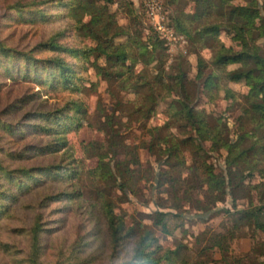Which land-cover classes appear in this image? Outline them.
I'll return each instance as SVG.
<instances>
[{
  "label": "trees",
  "instance_id": "16d2710c",
  "mask_svg": "<svg viewBox=\"0 0 264 264\" xmlns=\"http://www.w3.org/2000/svg\"><path fill=\"white\" fill-rule=\"evenodd\" d=\"M190 2L191 11L184 12L185 1L163 0L164 6L169 10V25L187 40V52L189 44L196 53L195 71L191 77L188 75L190 66L186 55L180 53L170 62V73H166L164 78L129 73V67L137 60L147 64L155 61L157 66H162L166 56L162 43L144 24L142 0L136 8L130 0L14 2L8 7L16 12L24 8L37 9L46 3L66 8L70 27L76 35L88 39L90 45L78 47L61 44L55 35H52L28 50L20 51L7 46L0 39V59L6 62L2 65L6 76L30 81L41 89L78 92L77 71L72 63L59 57V53L72 57L80 55L82 59L91 55L93 60L90 67L95 75L106 83L115 82L120 89H126L128 85L133 84L138 97L132 106V112L145 120L154 113L164 95L168 97L166 92H162L165 87V90L175 96L166 108L168 120H171L169 124L182 133L168 131L158 137L156 134L159 129H167L168 123L153 127V139H156L157 143L152 140L148 148L153 149L158 143L162 145L160 147L163 148L159 150L165 151L164 162L169 166L178 158H182L179 154L181 149L188 147L195 157L191 159L190 166L198 174L200 183L205 184L207 192L221 200L228 185L241 183L254 171L264 176V16L260 14L258 0ZM113 4L116 5L115 9L109 10V6ZM119 12L124 15L125 24L117 23L116 16ZM219 34H224L235 42L237 48L220 42ZM207 42L212 53L205 60L197 52L198 48L206 46ZM37 51H47L53 55L36 58L34 53ZM99 57L103 60L100 64L97 62ZM229 65L235 67L228 70L226 68ZM123 67L127 73L119 75ZM205 68L209 71L202 78ZM220 77L228 82H242L247 88L242 95L244 105L241 107V117L236 124L237 134L233 141L228 138L221 139L216 125L209 126L205 112L198 110L193 104L198 87L208 97H213L222 90L225 97L232 101L234 93L227 87L220 86ZM33 96L38 97L39 91L33 92ZM27 103L29 102H25V98H16L0 109V116L9 112L13 114ZM82 109L79 102L70 99L52 110H44L41 103L26 109L13 124L0 118V220L12 217L13 205L34 188L50 184L60 186L39 197L36 205H33L37 212L32 216L27 228L10 229L12 233H22L26 239V249L17 247L11 241H0V251L9 259L6 264H95L102 258L104 241L107 242L109 254L105 257L106 262L102 264H204L202 261L191 262L190 257L185 254V246L181 244L172 249L163 248L152 233L141 229L137 222L134 225H125L124 214L115 213L109 193L101 191H96L95 196L86 204L89 216L94 222L92 227L88 228V221L87 225L80 226L81 232L70 242L52 239L50 242L53 228L49 227L48 218L46 214L44 217L43 211L52 203L61 204L62 211L74 204L82 207L83 203L77 167L74 160L66 154L64 136L73 127L78 126V113ZM111 123L112 116H107L104 122L105 139L102 142L92 141L86 145V148L94 150L97 157V164L89 173L93 180L101 179L109 187L115 186L123 194L125 189L133 185L135 176L125 162L119 163L121 168L117 176L110 168L109 159L114 157L120 148V143L115 139L117 132ZM246 124H249V128L245 130ZM184 131L187 132L186 135ZM35 134L43 135L44 140L21 144L19 148L9 150L1 143L2 139L21 141L28 135ZM181 134L183 135L179 136ZM204 141H209L214 150L220 146L225 149L224 163L230 176L228 181L224 176L215 173L212 166L201 157ZM244 143L248 145L244 146ZM43 156H52V159L45 164H24L28 159ZM194 159H198V162ZM239 164L244 165L245 170L237 174L233 167ZM236 174L237 181L232 182ZM159 177L163 182L172 180L180 184L182 181L166 178L167 175L160 174ZM95 209L96 214L93 212ZM225 212L232 217L234 226L241 224L264 233V205H259L254 210L238 209L235 215L227 210ZM168 215V212H156L152 215V225L165 235L169 233ZM46 237L49 238L46 240ZM131 238L133 240L128 257L116 262L120 253L126 251L125 242ZM211 246L217 247L223 256L226 251V237L222 234L214 235Z\"/></svg>",
  "mask_w": 264,
  "mask_h": 264
},
{
  "label": "rangeland",
  "instance_id": "374dc122",
  "mask_svg": "<svg viewBox=\"0 0 264 264\" xmlns=\"http://www.w3.org/2000/svg\"><path fill=\"white\" fill-rule=\"evenodd\" d=\"M28 2L30 0H0V39L7 46L14 47L20 51H26L38 42H42L52 35L61 44L71 46H88V39L78 36L70 27L66 8L60 5L46 3L37 7V9L24 8L20 12L10 9L8 6L14 2ZM141 1V0H139ZM138 1V4H139ZM115 4L109 6V10L115 9ZM260 14L264 16V2L258 0ZM118 24H125L126 19L122 13L116 16ZM186 40V39H185ZM218 40L226 46L236 47L235 42L229 40L224 34H219ZM207 45L198 48L197 54L207 60L211 55V48ZM186 40V60L189 63V76L195 71L196 53L192 51ZM166 54V52H165ZM178 54V53H177ZM177 54L172 55L171 61ZM264 54V50H263ZM53 53L47 51H37L34 53L36 58H47ZM59 57L73 64L77 71L78 92H68L66 90L41 89L38 85L23 80L21 78H11L6 76L2 65L5 60L0 59V109L13 102L16 98L23 99L27 105L18 109L15 113L1 115L2 120H7L13 124L26 109L34 108L40 103L44 110H52L60 107L66 100L74 99L81 104L83 108L79 116L77 127H73L65 133L66 154L74 160L79 175L78 185L81 192L82 207L71 205L64 209L61 204L52 203L45 209L48 218L49 227L53 228L50 237L54 240L70 242L76 234L80 233V226L89 221V227L94 224L89 216L86 204L92 199L96 191L109 193L114 203V212L124 214L125 225L138 226L143 230H149L157 239L158 244L163 248L172 249L176 245L185 246V254L190 257L191 262L202 261L204 264H264V233L245 225H233L232 217L225 212L227 210L232 215L235 211L254 210L259 205H264V176H260L256 171L249 178H245L241 183L228 185L225 189L226 194L221 200L217 196L207 192L205 184L200 183L198 174L191 168V159L195 158L192 152L181 149L179 153L182 158L177 161L166 164L164 161L165 151L159 150L162 145L156 144L155 148L149 149L148 145L153 139V127H159L168 123L167 129H159L156 135L162 136L165 132H181L178 128L171 126L168 120L167 105L171 99L175 98L173 93L162 89V92L168 97L161 99L154 113L145 120L139 115L133 113V104L136 101L137 94L134 91L133 84L126 89H120L115 82L106 83L99 76H96L90 63L93 60L91 55L82 59L80 55L75 57L59 53ZM165 61L162 66H157L155 61L144 63L137 60L129 67V73L132 75L146 74L149 77H165L170 73V63ZM102 58H97V62L102 63ZM234 65L227 66L226 69L234 68ZM209 71L204 69L203 77ZM126 69L123 67L119 75H125ZM201 78V79H202ZM220 86L227 87L234 95L230 101L225 97L222 90H219L215 96L208 97L200 87L196 89L194 107L203 110L207 115L208 125L219 129L221 139L230 141L235 140L237 134L236 124L241 117V107L244 105L242 95L247 88L240 83L228 82L224 78H219ZM166 83V82H165ZM157 89V87H156ZM39 91V96L35 98L33 92ZM142 91V90H139ZM161 92V89H160ZM164 94V93H161ZM41 101V102H40ZM18 104V103H17ZM112 116V127L117 132L116 141L120 143L118 153L109 159L110 168L117 176L121 166L120 162H125L128 168L134 173V183L130 188L121 192L115 187H109L103 180H93L89 172L95 168L97 157L94 150L86 145L89 142H102L105 139V118ZM170 118V117H169ZM249 124H246L245 130ZM182 133V132H181ZM186 135V131H184ZM183 133V134H184ZM183 134L179 135L182 136ZM44 140L43 135H28L26 138L18 140L2 139L3 147L19 148L21 144L37 143ZM219 142V141H218ZM247 146L248 143H244ZM201 157L207 164H210L213 171L224 176L228 181V168L224 163L225 149L220 146L218 149H212L209 141L202 142ZM189 150V151H188ZM52 156L33 157L24 162L25 165L45 164L50 162ZM107 159V158H106ZM195 160V159H194ZM198 162V159L195 160ZM189 167V168H188ZM236 168V169H235ZM239 174L245 170L244 165L233 167ZM244 172V171H243ZM167 175L166 178L181 179L180 184L172 180H165L159 175ZM233 177L232 182L237 181ZM178 180V181H179ZM230 183V182H229ZM262 183V185H259ZM170 184H173L172 186ZM258 186L253 188V186ZM58 185H40L31 192L21 197L16 205H13L12 217L2 218L0 220V241H11L17 247L26 249V239L20 234L11 232L12 228H27L30 225L32 216L37 212L33 205H36L42 194L55 190ZM60 187V186H58ZM96 214V209L93 210ZM156 212H168L167 225L168 234H163L152 225V215ZM230 232V233H229ZM222 234L226 237V251L222 256L217 247L211 246L214 235ZM49 238V237H48ZM46 237V240L48 239ZM101 240V239H99ZM132 238L125 242V250L120 253L116 262L127 258L132 244ZM98 242V241H97ZM109 254L107 242L104 241V251L102 258L95 264L106 262L105 257ZM9 263V259L0 251V264Z\"/></svg>",
  "mask_w": 264,
  "mask_h": 264
},
{
  "label": "built area",
  "instance_id": "2783aa9c",
  "mask_svg": "<svg viewBox=\"0 0 264 264\" xmlns=\"http://www.w3.org/2000/svg\"><path fill=\"white\" fill-rule=\"evenodd\" d=\"M143 21L162 43L167 54L166 63L171 62L174 54L186 53V40L177 34L168 23L169 10L163 0H142Z\"/></svg>",
  "mask_w": 264,
  "mask_h": 264
},
{
  "label": "crops",
  "instance_id": "0c3cea01",
  "mask_svg": "<svg viewBox=\"0 0 264 264\" xmlns=\"http://www.w3.org/2000/svg\"><path fill=\"white\" fill-rule=\"evenodd\" d=\"M132 3H133V6L136 8L137 7V5H138V1L139 0H130ZM183 1H185L186 2V4L184 5V8H183V11L184 12H189V11H191V2H190V0H183Z\"/></svg>",
  "mask_w": 264,
  "mask_h": 264
}]
</instances>
